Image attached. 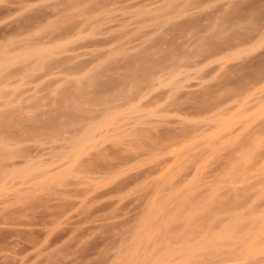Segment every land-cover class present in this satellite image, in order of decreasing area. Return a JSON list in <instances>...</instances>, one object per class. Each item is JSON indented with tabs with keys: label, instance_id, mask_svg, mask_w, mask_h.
<instances>
[{
	"label": "rangeland",
	"instance_id": "374dc122",
	"mask_svg": "<svg viewBox=\"0 0 264 264\" xmlns=\"http://www.w3.org/2000/svg\"><path fill=\"white\" fill-rule=\"evenodd\" d=\"M0 264H264V0H0Z\"/></svg>",
	"mask_w": 264,
	"mask_h": 264
}]
</instances>
